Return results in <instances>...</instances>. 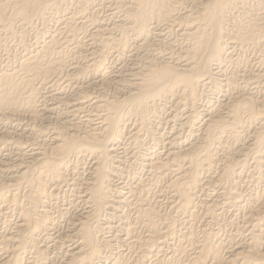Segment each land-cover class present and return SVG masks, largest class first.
Returning <instances> with one entry per match:
<instances>
[{
	"label": "bare ground",
	"instance_id": "6f19581e",
	"mask_svg": "<svg viewBox=\"0 0 264 264\" xmlns=\"http://www.w3.org/2000/svg\"><path fill=\"white\" fill-rule=\"evenodd\" d=\"M109 1L111 2L113 1V5L111 4V2H109L112 5V8H109V9L111 10L113 9V11L110 12L109 17L111 16L112 18L116 14L115 15L116 19L112 18L113 20H110L112 21L110 24L104 23V21L99 18L101 16H99L100 12H98V10L100 9L101 6L107 3V1H104V0H0V48L3 46V44L5 45L4 43L5 41L3 40V38L5 37L6 39L8 35L11 36L10 38L15 37V35H17L16 29L18 28L20 29L29 28V31H31L30 30L31 28H33L34 26L36 27L37 25L39 26L40 24L46 28L45 34H47L44 38L41 37L43 38L42 40L39 39L40 41L39 40L35 41L34 46L32 44L33 47L31 46L32 48H30V50H28L23 55L21 54L18 60L16 59L17 61L11 62V61H14L15 59L11 61L3 60L4 62L6 61L8 62L6 63V65H4L5 63L3 62L4 63L3 66L5 67H1L2 66L1 60L3 58L0 59L1 61L0 62L1 63L0 64L1 65L0 66V122L1 121L5 122L6 120H10V119L13 120L12 117L18 116L21 113H25L26 116L32 121V123L30 122L32 126V139H35V141L43 139V135L45 134L43 132L44 130H41V128L40 129L34 128V126L37 125V123L44 121V118H45L44 113H46L47 111L46 106L44 107L45 104H43L42 99H40L41 97L40 95H42L41 92L44 93V91H41L40 89H42V87L45 86V84H49V83L57 85V83H60V80H61V82L63 83V85L60 86L61 89H64L65 91L67 90L70 93L69 97L67 96L68 99L70 98L73 101L71 105L68 106L69 109L71 108L69 110L70 113L68 114L71 116V119H76L74 120L75 127L74 126L73 127L75 128L74 131L76 130L75 132H78V134L75 132L70 133L68 131L67 132L63 130L60 131L58 129L55 132L56 129L53 126L54 127L53 128L54 133H53L52 128L51 127H50L51 129L48 128L54 134L53 140H52L54 144L50 143L51 145L49 146L50 148L48 149L47 148L45 149V147L38 146L39 144L35 145L34 143L27 145V143H25L26 140H21L26 144V146H23V142L22 143H20L19 141L16 142L17 147L20 149V151H22L21 154L19 153L18 154L19 156H21L20 157L21 159L23 158L22 163H24L23 167H25V169L20 170V173L15 176H13L12 174L13 181L11 183L15 181L17 185L22 186V183L19 181L24 180L26 184L24 185V187H22V189L18 186L20 188V189L18 188L19 191H14L11 188L12 189L11 192L10 190L7 192H4L8 188L3 187L5 189L7 188L6 190L5 189L3 190L2 187H0V217L2 218L7 217L9 210H12L10 212L14 211L13 213H17L18 215L17 216L18 218L16 217L17 219L14 220V222H11V223L5 222L9 229H7L5 233L0 234V252H1L0 256L2 257L0 260V264H35L36 262H39V261L40 262L38 264L43 263L42 261L46 256L48 247H50L48 245L50 243L46 246L45 243L42 244L41 242H43V238H45L48 235L49 233L48 230L52 229V226H53L52 224L54 222L52 220L54 219L52 218V216L54 217V215H52L50 210H48L47 208L48 203H50L49 201L53 198V196H55V194L53 195L54 192L52 191L54 189L59 190L60 187L59 188H56V187H58L62 181L66 183V186L71 185L70 184L71 182L67 183L68 179L71 178V177L67 178L69 176V173H68L70 169L69 166L72 165L70 171L73 170V173L71 172V176H73L75 172V168H77L80 165L79 164L76 167V161L80 159L79 157L84 158L85 156L86 157L90 156L93 162H92V165L88 164V166L90 167L85 169V174H83L82 177L80 176L82 182L80 183L78 182V185L81 184V186L79 187V192H77V194L80 193L79 194L80 196L77 194L76 195L82 198L81 200H83V202L87 204V207L85 210H82L81 212L78 211L77 213L73 214L74 212H76L74 211L72 212L73 215L68 216V219H71L72 216L76 218L74 220L72 218L73 222H71V224L73 223L72 224L73 233L72 235H70L69 233L68 234L69 236H68L64 232L66 237L67 236L68 237L71 236V237L69 238V241H68L69 245L66 246L67 248L63 251V254L58 257L59 260L57 262L54 261L56 262V264H100V263L101 264H264V178L260 180L259 185L257 184V187H258L257 190L255 191L253 190L252 193H250L251 191L249 190H247L249 193L243 192L240 187L241 185H243L241 184V180H236L233 177L235 175L233 173H236L234 171L238 168H239L238 170L241 169L240 166L243 164V161H244L243 159L238 161V160H235V158L231 157V155L225 154L224 155L225 159L223 158L224 167L222 169V172L220 174H217V176L212 180L218 184L217 186L218 188L220 187L223 189V190L220 189L222 192L218 194V197L222 195L221 197H223L224 199L223 200L224 202L221 201L220 204L222 203V205L225 204L226 206H232V207L238 206L239 208H243L244 213L241 215L242 219H240L238 217L239 215H237L238 219L242 220L241 221L242 225L241 227L238 226L237 222H236L237 223L236 225L239 227L238 234L242 232L240 235H244V238L243 239L241 238V240L238 239L239 241H237L236 243L233 242L234 244L230 245L231 246L230 248L228 247V249H226L227 248L226 247L225 253L227 255L224 256L223 255L224 252L222 253V251H224L223 249L224 244H222V242L218 240V236L215 234L216 231L211 232L210 230H207L206 227L208 226V223L206 226H203L205 227V229L198 230L199 225L195 226V223L193 222V221H197L195 220L194 217L197 216V214L199 215L198 209H199L200 203L198 204V202L200 201V198H201V197L200 198L198 197L199 195L196 197V194H197L196 192L199 191L198 189H201L200 187L204 183L203 182L205 180L203 178L204 174L208 173L209 170H211L213 167H215L216 164H218L216 161L217 159L215 160V156L217 157V153L219 152V150L223 149L222 139L224 137L222 138V135L225 132L230 131L233 134L232 138L238 139L241 136L239 134L245 131L244 126L246 125H244L245 124L244 122H246L247 119L249 120L258 119L259 120L258 126L254 127L255 129L253 130V133L250 132L252 135L248 133L249 131L247 133L252 138L251 143H253L252 145L254 146L253 148H256V150L257 149L259 150L262 147H264V96L261 95L262 96L261 98L260 96L256 97L255 95H253L254 92L251 94L249 93L250 91L245 92V93L233 92V90H231L234 86L233 79L229 75H228L227 80L224 81L227 87V90L225 91L226 99L220 103L217 100L218 104L214 103L215 104L214 106L204 110L205 111L204 114L200 112L201 114H203V116L201 115L202 118L204 117L203 119H201L199 128L197 129V131L200 130V132L198 131L199 133L197 132V134L190 135L191 140L189 139L190 141L187 143L188 145H184V146L182 145L183 147L181 148H179L180 147L179 146L178 149L168 146L165 149L152 153L148 157L147 156L142 157V155L144 154L142 155L136 154V156L140 155V157H142L141 159H139L141 160L142 163L141 162L139 163L142 164V169L143 168L147 169L148 173H145V174L147 175L149 174V176H151L150 178L144 177V178H138L136 180L135 178L137 177L135 176H134L135 178L131 177L135 181H133L134 182L133 184L131 183L128 186L124 185L126 187L121 186L124 183L119 185L120 181H118L119 179L116 178L118 177V171L120 169V166H119L120 159L118 158L122 157L118 155L117 149L119 148L116 147V144L119 141V139L123 137V134L125 135L127 131L126 129L128 128L127 124L128 123L129 125L131 124L130 121H133L132 122L133 127H132V124L130 127V129L133 128L132 130L133 132L131 131L132 136L130 134V136L132 137L130 140L134 139L135 141L133 140L134 142L132 143L136 144L138 142V141L136 142V139L138 138V134H140V132H145L148 134L152 133L154 129L152 125H156L154 124V122L158 118V116H160L158 115V112H159L158 110H160L159 107L163 103L165 98L174 100V102L178 104V106L183 105V107L184 106L193 107L196 103V100H198V92L200 90L199 89L200 87L203 89L205 88L204 86L206 85L208 86V84L210 83L218 85L216 83H217L218 78L220 79V77L217 78L216 75L221 76L220 74L222 72H226L225 74L228 73L227 72L228 70L226 71L225 69L223 71L222 67L225 68L227 63H230V64L235 63L234 61L237 60L238 58L234 59L233 56L235 55V51L237 48L242 49L246 44L254 45V43H256L257 41L258 43L260 40L261 42L264 41V16H262L264 12L259 13L258 11L255 17L248 16L246 21L244 19V22L238 21V20H235V21L232 20L234 9L239 8V9H242L241 12H243L244 14L248 13L246 12L248 8L251 6V4L253 5V2L256 3L257 0H186V2L190 5L189 7H191L189 9V7L187 6L189 9L187 13H183L184 10L183 11L181 10L182 12L181 13L179 10L183 8V6H185L183 4V0H109ZM261 4L263 5V3ZM103 12L104 11H102V13ZM65 14L68 15L66 19L62 17V16H65ZM56 16L57 17L61 16L62 18L60 19L56 18L58 19L56 21L59 22V27L54 26V29H53V27L52 28L50 27L49 21L55 19ZM108 19L109 18H107V20ZM15 24H16V27L18 28H14ZM173 27L174 28L177 27L178 29L182 31V32H179V30L177 29L178 32L183 35L184 39L186 38L188 40L187 42L188 44H186L185 47L184 45H182L183 46L182 48L179 47L180 50L177 47L178 51H173L172 49L171 51L165 52L164 50V52L163 53L160 52V54H158L157 52L158 54L157 57L156 55H154L155 57L153 58H151L150 56H147L145 58L146 60H144V64H143L144 67H142L143 69L141 68V70H138L136 72L133 71L134 73H131V71L129 70L130 74H132L131 77L133 76V78L130 77L131 79H129L128 82L125 81V83L126 82L127 83L124 88L120 87L117 89V91L119 92V94L121 93V95L114 96L116 94H113V95L111 94V96L107 97V93L105 94L106 95L105 96L103 94V91L100 92L98 90L100 92L99 95L96 94L95 96L94 95L92 96L91 93L93 91L95 92V90L92 91V88H94V86L90 88L91 87L90 81L85 82V80L83 79L85 82V86H84L83 84L84 82L82 83V81L80 82L78 80L81 83L79 84V82L77 81L78 79L77 77L80 78L81 76H78L76 73L75 74L77 75V77H75V79L72 80V78L74 77H71V76L74 75L73 74L74 72H78V74L80 72L79 75L85 74L86 78L90 75L97 74L99 77V83H100L99 85L102 88H106L111 85L113 86L114 85L113 83H115V81L117 82L118 80L115 79L114 81V78L110 77L108 74L109 73V68H108L109 62L107 64L106 59L110 60L108 59L110 55L114 54L115 56H117V58L121 57V55L122 57L126 55L128 51V47H129L128 45L129 39H133L137 42L140 41V43L135 45V47L133 46L134 47L133 50L135 51V53H137L138 55L140 54V52L147 54V50H146V48H148L147 45L149 46V44L152 43L151 41L156 39V38L152 39V34L155 31H160L161 33L162 30L164 31V28L170 31L169 29ZM81 30H83L82 32H85L87 36V38L85 37L86 39L84 40H82L83 38L82 36H79ZM165 32L167 33V31ZM174 33H175V30H174ZM169 35L171 34L169 33ZM169 35H167L168 39H169ZM174 36H177V35H174ZM16 37L14 39H16ZM178 38L179 37H177L176 40ZM166 40L167 38L165 39V42ZM149 41L151 43H149ZM152 45H155V44L152 43ZM152 45L150 47H152ZM159 46L161 47V45H158L157 47ZM165 47L163 46V48ZM154 48L155 47L151 49L154 50ZM144 54L142 55L143 59L145 57ZM0 56H1V53H0ZM81 58L86 60L85 64L80 63ZM118 59H122V58H118ZM129 63H131V61ZM260 63H261V59H260ZM256 64H258V62ZM137 65L139 66L140 64H137ZM123 66L120 72L125 70ZM127 67L128 66H126V68ZM234 68H237V67H234ZM234 73L236 74L237 71ZM262 73L261 72L259 73L257 71V74L253 73V75H255V79H258L259 81L263 78ZM122 76L123 78H125L124 75ZM121 79H120V82H121ZM236 79L238 78L236 77ZM247 80L248 79H246V82ZM91 81H94V80H91ZM96 85H97V82H96ZM116 87H119V86H115L114 88ZM51 88H49V90ZM58 88H59V84H58ZM89 88L91 89V93H89L90 92ZM96 89H100V88H96ZM45 90L47 91L48 89H45ZM213 90L215 91V89ZM58 91L61 92L62 90H60L59 88ZM58 91H55V92H58ZM237 92H240V91H237ZM53 95L55 96V93ZM53 95H49V96L53 98ZM65 96L63 95V97ZM47 97L48 96H46L45 98ZM58 98L60 100L63 99L62 97H58ZM64 101H67V100L64 99ZM48 103H50L49 105H51V102H48ZM171 106L169 104V107ZM195 107H194L195 109L194 112L190 113L191 115L193 113L198 112V110H196ZM162 109H165V107ZM67 110L68 109H66V111ZM168 111L165 110V112H168ZM178 113L181 114L182 112L181 113L178 112ZM171 114L173 115V113ZM183 114L185 115V113ZM187 116L190 117V115H187ZM187 116L185 115V117ZM185 117L184 119H186ZM188 117H187V120L189 119ZM245 117L247 118L246 121H245ZM24 118L25 117H23V119ZM18 119H20V116ZM61 119L62 118H60L59 121ZM20 120L19 121L16 120V121L20 122ZM181 120L184 121L183 119ZM65 122H70V121L66 119ZM180 123L178 125H181ZM187 123H189V120ZM257 123L258 122H256V124ZM11 124L13 125L14 123H11ZM3 125L6 126V122ZM158 125L160 124L158 123ZM182 126L185 127L184 125ZM68 128L67 130H69ZM48 129L47 131H49ZM2 130H5V129H2ZM8 130H11V129H8ZM22 130H19V131H22ZM40 130L44 133L43 135ZM155 131H153V133ZM185 131H187V129ZM3 133L4 135L2 136H5L3 138L5 142V138L9 136L8 135L9 133H6V132H3ZM153 133H152V136L156 135ZM180 133H183V132H179V134ZM28 135L29 134H27V136ZM27 136L25 138L28 139ZM159 136L161 135L159 134ZM178 136L175 135V137H178ZM20 137L23 138L21 135L18 136L19 139ZM140 139L141 138H139V140ZM176 139L175 140L170 139L171 140L170 142L172 141L176 142ZM186 139H187V136H186ZM181 140L182 139H179V142ZM2 141L0 140L1 143ZM226 141L225 143H227ZM48 142L49 141H47V143ZM129 142L131 143V141ZM170 142L168 141V143ZM243 142H246V140ZM1 143H0V147H1ZM13 143L15 142L13 141ZM8 145H10V143ZM132 145L134 146V144ZM167 145H164V147ZM225 145L226 144H224V147ZM139 146L141 145L139 144ZM23 147H26V148H23ZM130 147L131 146H129L128 148L130 149ZM2 148H4L3 145H2ZM134 149L135 148H133L132 151H134ZM2 150L4 151V149ZM233 150H232V153H233ZM240 150H243V149H240ZM1 152L2 151L0 150V153ZM127 152L125 153V155L127 154ZM238 152L240 153V151ZM247 153H248V150H247ZM241 154L244 155L242 152ZM4 155L2 156L4 157ZM69 155L70 157L71 155L74 156L75 159L77 157L78 158L76 160L74 159L75 160L74 163H71L72 161L68 163L69 159L67 160V157ZM253 155L255 154L253 153ZM20 158L18 157L19 160ZM27 158L29 160H25ZM244 159H247V158L244 157ZM83 161H80V162H83ZM260 161L261 160L257 161L256 164L252 163L253 166L255 164L258 168H261V165L263 163L260 164L261 163ZM136 162H138V160ZM220 163L218 165H220ZM8 165L10 166V164ZM11 166H17V164L14 163V165H11ZM17 167L20 168V165H18ZM244 167H245V163H244ZM133 168L131 166L130 169L133 170ZM8 169H10V167ZM254 170H256V168H254ZM9 171H7V173ZM230 172H232L233 174L232 177L231 175H229ZM253 172H256V171H253ZM215 173H217V171ZM242 175L240 176L242 177ZM212 177L213 176H211L210 178ZM254 177L252 176V178ZM207 179H208V176L206 180ZM250 179H249V182H251ZM208 180L212 181L210 179ZM6 181H11V180L6 179ZM2 183H1L2 186H4V182ZM18 183H21V184H18ZM74 183L72 184L75 185ZM246 183L245 185L247 187ZM6 184H9V183H6ZM249 184L250 183H248V187H249ZM206 185H209V184H206ZM255 185L256 184H254V186ZM11 186L8 185V187H11ZM15 186H13L14 189H16ZM70 188H72V186ZM212 190L210 191L213 192ZM57 191L56 193H60ZM211 195H213V193ZM58 196L60 195L58 194ZM161 196L162 197L164 196V197L162 198ZM207 196L208 195L205 196V199H208L210 197V196L208 197ZM214 199H217V197L213 198V200ZM78 200L79 199L77 198V201ZM77 201H73L72 203L77 202ZM210 201L208 203L211 205V203L213 202L212 201L210 202ZM160 202L166 203L167 206L165 207H168L169 205V209L170 208L172 209L173 215L170 216V213H172V211L168 212L169 209L166 211L165 207L162 208L159 205ZM203 202L205 203L206 201H203ZM52 204L54 205V203ZM60 204L62 205L63 202ZM201 204L203 205V203ZM55 205L53 206L54 208H55ZM58 205L56 206L58 207ZM116 205L123 206V207L125 205L126 207H128V210L127 209L125 210V207L121 211L119 210L120 215L119 214L117 215V216H120V221L122 222L123 233L121 234L119 233L120 235H117L121 239L122 244L117 245L116 250L113 251L114 252L113 255L111 256L104 255L103 257L102 252H101L102 247H110L112 244L109 245V243L118 237H114L115 233H114V236L111 238L105 235L106 233L105 229L108 228V226L105 225L106 222L100 221L99 216L101 215L100 214L101 211H104L110 214L111 212L109 211H114L116 208H118V206L116 207ZM74 208L76 209V207ZM67 209H64V210H67ZM217 209H220V208H217ZM64 210L62 212L63 215L65 212ZM202 210H204V208ZM208 210H210V208ZM68 211L69 210L65 212L67 213V215H68ZM212 211L216 212L215 209ZM227 211L228 210L226 211L224 210V212H227ZM52 212H54L53 209H52ZM55 213H59V211L58 212L55 211ZM214 214H213V217H216L214 216ZM61 215L62 214L58 215L59 218ZM67 215L65 216L67 217ZM105 215L103 213L104 217ZM10 216L7 218L8 219L11 218ZM104 217H102V219ZM197 217H200V216H197ZM208 217L211 218L212 216L211 217L208 216ZM217 217L213 219L216 220ZM116 218L114 219L116 220ZM59 220H62V219H59ZM70 221H66V222H70ZM120 221H118V223ZM231 221L229 220V222ZM108 222H109V219H108ZM208 222L210 223V221ZM203 223L205 224V221ZM216 223L217 222H215V225ZM3 225L4 224H2V226ZM119 225L121 224H118V225L116 224V226L120 227ZM211 225H209V227ZM217 225H219V223ZM232 226L231 228L236 230V227L234 228ZM113 227H115V225ZM66 228H67V224H66ZM68 228H69V225H68ZM60 230L64 231V229L62 230V227ZM121 230H117V231L121 232ZM116 234H118V232ZM60 236L62 237V235ZM233 236L235 235L233 234L232 237ZM223 238H224V235H223ZM53 239H54V236H53ZM64 240H66V238ZM53 241L55 243V241H58V240H53ZM63 241H61V243ZM226 241L227 240L224 241L225 244H226ZM231 241L230 243L232 244ZM115 242H117V239ZM64 244L63 246H65ZM57 247H60V246H57ZM53 253H54V250H53ZM29 254L30 256L28 257ZM29 258L31 259L29 260ZM52 258L53 257H51L50 259ZM44 260H45V263H47L46 262L47 259H44ZM54 262L52 264H54Z\"/></svg>",
	"mask_w": 264,
	"mask_h": 264
},
{
	"label": "rangeland",
	"instance_id": "374dc122",
	"mask_svg": "<svg viewBox=\"0 0 264 264\" xmlns=\"http://www.w3.org/2000/svg\"><path fill=\"white\" fill-rule=\"evenodd\" d=\"M104 1H107V3L105 4V5H103V6H101L100 7V9L98 10V12H100L99 13V16H101V17H99L101 20H103L104 21V23H107V24H110L112 21H110V20H113V19H116V14L114 15V17H112L111 18V16L109 17V15H110V12L111 11H113V9L111 10V9H109V8H112V5H113V1L111 2V1H109V0H104ZM259 1V2H258ZM109 2H111V4L109 3ZM186 3V4H185ZM261 3H263V5L261 4ZM108 4V5H107ZM183 4L185 5V6H183V8H181V9H179L180 10V12H181V10L183 11V13H187V11L191 8V7H189L190 5L186 2V0H183ZM188 4V5H187ZM257 4V5H256ZM259 5V6H258ZM262 5V6H261ZM110 6V7H109ZM189 7V9H188V7ZM249 7V6H248ZM103 8V9H102ZM106 8V9H105ZM261 9V10H260ZM235 10V11H234ZM233 10V16H232V20H238V21H242V22H244V19H245V21L247 20V18H248V16H250V17H252V16H254L255 17V15L258 13V11H259V13H261V12H264V0H257V2L255 3V2H253V5L251 4V6L248 8V10L246 11V12H248V13H243V12H241L242 11V9H239V8H236V9H234ZM236 10H237V12H236ZM239 10H240V12H239ZM102 11H104L103 13H102ZM106 11V12H105ZM109 12V13H108ZM191 12V11H190ZM106 13V14H105ZM182 13V12H181ZM236 13V14H235ZM240 13V14H239ZM253 13V14H252ZM102 14V15H101ZM238 14V15H237ZM98 15V14H97ZM104 15H105V17H104ZM235 16H236V18H235ZM238 16V17H237ZM262 16H264V13L262 14ZM63 18H67L68 17V15L67 14H65V16H62ZM61 16L59 17H55V19H53V20H51V21H49L50 23H49V25H50V27L52 28L53 27V29H54V26H56V27H59V22H57L56 20H58V19H60V18H62ZM56 18H58V19H56ZM104 18V19H103ZM107 18H109L108 20H107ZM106 20V21H105ZM53 21V22H52ZM55 21V22H54ZM52 22V23H51ZM58 24H57V23ZM55 23H56V25H55ZM36 27H38V28H36ZM34 26L33 28H31L30 30L31 31H29V28L27 29V28H23V29H20V28H18V27H16V24H15V27L14 28H18V29H16V32H17V35H15V37H16V39H14L15 37H12V38H10L11 36H7V38L5 39V37L3 38V40L5 41L4 43H5V45L3 44V48L1 47L0 48V53H1V56H0V59H2L1 61H2V66L1 67H5V66H3V64L4 65H6V63L8 62V61H6V62H4L3 60H14V61H11V62H15V61H17L18 60V58L21 56V54L23 55L24 53H26L28 50H30V48H32L33 46H34V42L35 41H37V40H42L47 34H45L46 32H45V30H46V28L45 27H43L42 25H40L39 24V26L37 25V26ZM40 27V28H39ZM55 27V28H56ZM43 28V29H42ZM176 28V29H175ZM173 27V28H171V29H169L170 31H168V29H166V28H164V31L162 30V35H161V33H160V31H155L153 34H152V39H154V38H156V39H154V40H150L153 44H155V45H152V43L149 41V43H151V44H149V46L147 45V47L148 48H146V50H147V54H144L143 52H140V54L138 55L137 53H135V51L133 50L134 49V47H135V45H137V44H139L140 43V41H135V40H133V39H129L128 40V45H129V47H128V51H127V53H126V55H124L123 57H122V55H121V57H118V58H122V59H124V60H122V59H118L117 58V56H115L114 54V56L113 55H110L109 56V58L108 59H110V60H107L106 59V62H107V64H108V62H109V64H108V68H109V76L110 77H112V78H114V81H115V79L116 80H118L117 82L115 81V83H113L114 85L112 86H108V87H106V88H102L99 84V77H98V75L96 74V75H90V76H88L87 78H86V76H85V74L83 75L82 73V75H79L80 74V72H79V74H78V72H74L73 74L74 75H78V76H81L80 78L79 77H77V75L76 76H74V75H72L71 77H74V78H72V80H74L75 79V77H77L78 79H77V81L79 80L80 82L82 81V83L84 82V80H85V82H91L89 85L91 86H89L90 88H92L93 86H94V88H92V91L93 90H95V92L93 91L92 93H91V89L89 88V93H91V95L93 96H95L96 94L97 95H99V93L100 92H102L103 91V94L105 95L106 93H107V97H109V96H111V94L113 95V94H116V95H114V96H119V95H121V93L119 94V92L117 91V89L118 88H120V87H122V88H124L125 86H126V83L128 82V80L129 79H131V78H133V76L131 77V75L132 74H130V71H131V73H134V72H136V71H138V70H141V68L142 67H144V60H146L145 58L147 57V56H150L151 58H153V57H155L154 55H156V57H157V55L158 54H160V52H164V50H165V52L166 51H171L172 49H173V51H178L177 50V47H178V49L180 50V48H182L183 46L182 45H184V47L186 46V44H188L187 42H188V40L185 38L184 39V37H183V35L181 34V33H179V32H182L180 29H178L177 27ZM43 30V31H41V30ZM179 30V32H178V30ZM18 30V31H17ZM22 30V31H21ZM173 30V31H172ZM174 30H175V33H174ZM20 31V32H19ZM83 30H81V32H80V34H79V36H82L83 38H82V40H84V39H86L87 38V36H86V33L85 32H82ZM165 31H167V33L165 32ZM22 32V33H21ZM44 32V33H43ZM171 34V35H169V33ZM172 32V33H171ZM156 33V34H155ZM158 33H160V34H158ZM164 33V34H163ZM166 33V34H165ZM173 33H174V35H177V36H174L173 35ZM177 33V34H176ZM82 34V35H81ZM83 34H84V36H83ZM179 34V35H178ZM19 35V36H18ZM35 35V36H34ZM43 35V36H42ZM160 35V36H159ZM167 35H169V39H168V36ZM173 35V36H172ZM181 35V36H180ZM154 36V37H153ZM172 36V37H171ZM28 37V38H27ZM41 37H43V38H41ZM86 37V38H85ZM177 37H179L177 40H176V38ZM182 37V38H181ZM30 38V39H29ZM167 38V40H166V42H165V39ZM175 38V39H174ZM162 39H164V40H162ZM179 39H180V41H179ZM8 40V41H7ZM25 40V41H24ZM39 40V41H40ZM132 40V41H131ZM161 40V41H160ZM172 40H174V41H172ZM176 40V41H175ZM184 40V41H183ZM177 41H179V42H177ZM21 42H22V44H21ZM25 42V43H24ZM28 42V43H27ZM155 42V43H154ZM159 42V43H158ZM162 44H161V43ZM17 43V44H16ZM169 43V44H168ZM176 44V45H174V44ZM180 44V46H179V44ZM182 43V44H181ZM261 43V44H260ZM7 44V45H6ZM11 44V45H10ZM32 44H33V46H32ZM167 44V45H166ZM152 45V47H150ZM158 45H161V47L159 48V47H157ZM20 46V47H19ZM32 46V47H31ZM134 46V47H133ZM163 46L165 47V46H167V47H165V48H163ZM247 48H246V47ZM242 49L241 48H237L236 49V51H235V55L233 56L234 57V59H237V60H235L234 62L235 63H232V64H230V63H227L226 64V66H225V68L224 67H222V69H223V71L226 69V71L228 72L227 74H225L226 72H222L220 75L221 76H219V75H216V77L218 78V77H220V79L218 78V80H217V83L216 84H218V85H215V84H212V83H210V84H208V86L206 85V86H204L205 88H199L200 90H199V92H198V100H199V102H198V100H196V103H195V105L192 107V106H184L183 107V105L181 106V105H179L178 106V104H176L175 102H174V100H172V99H166L165 98V100L163 101V103L160 105V110H158L159 112H158V115H160V116H158V118L155 120V122H154V124H156V125H152V127L154 128L153 129V131H155V130H157V131H155L154 133H153V131H152V133L153 134H156V135H153L152 136V133L151 132H149V133H151V134H148V133H145V132H140V134H138V140L136 139V144L135 143H132V142H134L133 140H130L132 137V133H131V131L133 130V128L132 129H130V127H131V124H132V127H133V121H130L131 122V124L129 125V123L127 124V131H126V133H125V135L123 134V137H121L120 139H119V141L117 142V144H116V147L117 148H119V149H117L118 151V155L119 156H122V157H120V158H118V159H120V162H119V166H120V169H119V171H118V177H116V178H118L119 180L118 181H120V183H119V185H121L122 183H124V184H122L121 186H124V185H126V186H128L129 184H133L134 182L133 181H135L134 179H132V178H135V177H137V178H135L136 180L138 179V178H144V177H148V178H150L151 176H149V174L147 175V174H145V173H148L147 172V169L146 168H143L142 169V162H141V160H139V159H141L142 157H148V156H150L152 153H154V152H156V151H160V150H162V149H165V148H167L168 146H171L172 148H175V149H178V147L179 148H181V147H183L184 145H188L187 143L191 140V134H197V132L199 131L200 132V130H198L197 131V129L199 128V125H200V122H201V119H203L202 118V116H203V114L205 113V111L204 110H206V109H208V108H210V107H212V106H214L215 104H218V102L220 103V102H223L225 99H226V96H225V91L227 90V87H226V85H225V82L224 81H226L227 80V78H228V75L230 76V77H232V79H233V88H235V89H231V90H233V92H236V93H245V92H249V93H253V95H255L256 97H258V96H260V98L262 97V96H264V85H263V83L264 82H262V81H264V41L263 42H261V40L259 41V43H258V41L256 42V43H254V45H252V44H246ZM262 46V47H261ZM28 47H29V49H28ZM97 47H99V46H97ZM133 47V48H132ZM153 47H155L154 48V50H155V52H154V50L153 49H151V48H153ZM169 47H171V48H169ZM180 47V48H179ZM27 48V49H26ZM132 48V49H131ZM150 48V49H149ZM162 48V49H161ZM174 48H176V49H174ZM245 48V49H244ZM262 48V49H261ZM26 51H25V50ZM240 49V50H239ZM245 51H244V50ZM253 49V50H252ZM14 50H16V51H14ZM261 50V51H260ZM25 51V52H24ZM136 54H134L133 52ZM238 51V52H237ZM258 51V52H257ZM263 51V52H262ZM20 52V53H19ZM130 52V53H129ZM131 52H132V54H131ZM152 52H153V54H152ZM157 52H158V54H157ZM240 52V53H239ZM161 53V54H162ZM263 53V54H262ZM20 54V55H19ZM134 54V55H133ZM145 55V57H144V59H143V56L142 55ZM148 54H150V55H148ZM258 54V55H257ZM14 55H15V57H14ZM19 55V56H18ZM129 55V56H128ZM133 57H132V56ZM153 55V56H152ZM4 56V57H3ZM7 56V57H6ZM13 56V57H12ZM113 56V57H112ZM131 56V57H130ZM138 58H137V57ZM140 56H141V58H140ZM238 56V57H237ZM116 57V58H115ZM129 57V58H128ZM262 57V58H261ZM5 58V59H4ZM7 58H9V59H7ZM13 58V59H12ZM126 58H127V60H126ZM131 58V59H130ZM133 58V59H132ZM137 58V59H136ZM140 58V59H139ZM261 59V63H260V59ZM17 59V60H16ZM82 59V58H81ZM80 59V63L81 64H85L86 63V60L85 59H82L81 60ZM115 59V60H114ZM258 61H257V60ZM136 62H134V61ZM256 60V61H255ZM0 61V62H1ZM82 61V62H81ZM117 61H119V62H117ZM123 61H124V63H123ZM131 61V63H129ZM177 61V60H176ZM4 62V63H3ZM115 62V63H114ZM117 62V63H116ZM133 62V63H132ZM140 62V63H139ZM141 62H143V63H141ZM253 62V63H252ZM255 62V63H254ZM258 62V64H256ZM263 62V63H262ZM135 63V64H134ZM262 65H260V64ZM129 64V65H128ZM137 64H140L139 66L137 65ZM240 64V65H239ZM247 64V65H246ZM113 65V66H112ZM120 65V66H119ZM124 65V66H123ZM229 65V66H228ZM115 66V67H114ZM122 66L125 68V70L124 69H122V70H124V71H121L120 72V70H121V68H122ZM126 66H128L127 68H126ZM129 66H131V67H129ZM135 66V67H134ZM237 67V68H234V67ZM241 66V67H240ZM251 66V67H250ZM256 66H257V68H256ZM112 67V68H111ZM138 67V68H137ZM259 67V68H258ZM261 67V68H260ZM110 68H111V70H110ZM130 68V69H129ZM239 68V69H238ZM251 68V69H250ZM143 69V68H142ZM243 69V70H242ZM254 71H253V70ZM130 70V71H129ZM233 70V71H232ZM237 71V73L235 74L234 72H236ZM252 70V71H251ZM261 70V71H260ZM113 71H115V72H113ZM134 71V72H133ZM245 71V72H244ZM257 71L260 73H262V71H263V73H262V81L261 80H259L258 81V79H255V75H253V73L255 74H257ZM120 72V73H119ZM231 74H230V73ZM244 72V73H243ZM76 73V74H75ZM117 73V74H116ZM124 73V74H123ZM127 73V74H126ZM129 73V74H128ZM251 73V74H250ZM120 74H122V75H124V77L125 78H123V76L122 75H120ZM244 74V75H243ZM129 75V76H128ZM223 75H225V76H223ZM238 75V76H237ZM94 76H96V77H94ZM114 76V77H113ZM117 76V77H116ZM118 76H120V77H118ZM127 76V77H126ZM252 76V77H251ZM254 76V77H253ZM69 77H70V75H69ZM85 77V78H84ZM93 77V78H92ZM121 77H122V79H121ZM131 77V78H130ZM225 79H224V78ZM233 77H235V78H233ZM236 77L238 78V79H236ZM242 77V78H241ZM251 77V78H250ZM89 78H90V80H89ZM92 78V79H91ZM82 79V80H81ZM84 79V80H83ZM98 81H97V80ZM120 79H121V82H120ZM124 79V80H123ZM224 79V80H223ZM246 79H248L247 80V82H246ZM251 79H252V81H251ZM88 80V81H87ZM91 80H94V81H91ZM78 81V82H79ZM124 81V82H123ZM125 81H127L126 83H125ZM219 81V82H218ZM249 81V82H248ZM254 81H256V82H254ZM79 82V84H81ZM85 82L83 83L84 84V86H85ZM93 82V83H92ZM96 82H97V85H96ZM241 82V83H240ZM244 82V83H243ZM251 82H252V84H251ZM120 83H122V84H120ZM125 83V84H124ZM237 85H236V84ZM248 83V84H247ZM260 83H262V84H260ZM51 83H49V84H45V86H46V88H45V86H43L42 87V89H40L41 91H44V93L43 92H41V94L42 95H40L41 97H40V99H42V103L43 104H45L44 105V107L46 106V108H47V111H46V113H44V121L43 122H39V123H37V125H35L34 126V128L35 129H40L41 128V130H44L43 132L45 133H43L41 130V132H42V135H43V139H41V140H36V141H38V142H36L35 141V139H32V126H31V124H30V122L32 123V121L26 116V114L25 113H21V114H19L18 116H15V117H12V119L14 120H6L5 122H6V126L5 125H3V124H5V122H0V125H1V127H0V131H2V132H0V140L2 141V143H1V147H0V150L2 151L1 153H0V169L2 170H0V181H2V182H4V186H2V182H0V187H2V189L4 190L5 188H3V187H7L5 190L6 191H4V192H7V191H9L10 190V192H11V190L13 189L14 191H19L18 190V188L20 187L21 189H22V187H24V185L26 184L25 182H24V180H22V181H19V182H21L22 183V186H20V185H17V183H15V181L13 182V183H11L13 180V177H12V174H13V176H15V175H17V174H19L20 173V170H23V169H25V167H23V165H24V163H22V160H23V158L21 159L20 157L21 156H19V154H21L22 153V151H20V149L17 147V143L16 142H20V143H22L23 141H21V140H26L25 141V143H27V145H30L31 143L33 144H39L38 146H41V147H45V149L47 148H50L49 146L51 145V144H54L53 143V136H54V131H53V128L55 127V132L57 131V129L58 130H63V131H68V132H70V133H73V132H75L74 131V120H76V119H71V116L68 114V113H70L69 112V110L71 109H69L68 108V106H70L71 105V103L73 102L70 98V100L68 99V97H69V92L66 90H64V89H61V85H63V83L61 82V80H60V83H57V85L55 86L54 84H51ZM58 84H59V88H60V90H62L61 92H59L58 90H59V88H58ZM82 84V85H83ZM118 84V85H117ZM224 84V85H223ZM254 84V85H253ZM257 84H259V85H257ZM212 85V86H211ZM248 85V86H247ZM49 86H51V87H49ZM53 86H54V88H53ZM96 86H98V87H96ZM115 86H119V87H116V88H114ZM213 86H215V87H213ZM218 86V87H217ZM223 86V87H222ZM236 86V87H235ZM225 87V88H224ZM252 87V88H251ZM49 88H51L50 90H49ZM96 88H100V89H96ZM108 88V89H107ZM114 88V89H113ZM208 88V89H207ZM218 88V89H217ZM221 88H222V90H221ZM251 88V89H250ZM45 89H48L47 91L45 90ZM53 89V90H52ZM106 89V90H105ZM204 90V91H202V90ZM213 89H215V91L213 90ZM217 89V90H216ZM223 89H225V90H223ZM229 89V88H228ZM249 89V90H248ZM100 92H99V91ZM108 90V91H107ZM114 90V91H113ZM117 92H116V91ZM220 90V91H219ZM246 90V91H245ZM252 90H254V91H252ZM54 91V92H53ZM55 91H58V92H55ZM98 91V92H97ZM107 91V92H106ZM214 91V92H213ZM237 91H240V92H237ZM53 92V93H52ZM66 92V93H65ZM113 92V93H112ZM51 93V94H50ZM55 93V96L53 95ZM63 93V94H62ZM93 93H95V94H93ZM200 93V94H199ZM222 93V94H221ZM44 94V95H43ZM47 94V95H46ZM260 94V95H259ZM49 95H53V98L51 97V96H49ZM56 95H57V97H56ZM63 95L67 98H65V97H63ZM262 95V96H261ZM46 96H48L47 98H45ZM68 96V97H67ZM106 96V95H105ZM219 96V97H218ZM225 96V97H224ZM43 97V98H42ZM50 97V98H49ZM58 97H62L63 99V102H62V100H60ZM113 97V96H112ZM200 97V98H199ZM218 99H217V98ZM45 98V99H44ZM53 99V101H52V99ZM220 98V99H219ZM59 101H58V100ZM64 99L65 100H67V101H64ZM47 100V101H46ZM50 100V101H49ZM57 100V101H56ZM201 100V101H200ZM210 100V101H209ZM217 100H218V102H217ZM222 100V101H221ZM56 101V102H55ZM168 101V102H167ZM207 101V102H206ZM48 102H51V105H49L50 103H48ZM171 102V103H170ZM205 102H206V104H205ZM217 102V103H216ZM47 103H48V105H47ZM60 103V104H59ZM66 103V104H65ZM172 103H173V105H172ZM175 103V104H174ZM201 103V104H200ZM208 103V104H207ZM215 103V104H214ZM54 104V105H53ZM60 105V107H59V105ZM164 104H166V105H164ZM169 104H170V106L171 107H169ZM198 104V105H197ZM57 105V106H56ZM53 106H55V107H53ZM167 106V107H166ZM196 106V107H195ZM203 106V107H202ZM51 107V108H50ZM58 107V108H57ZM65 107H67V108H65ZM165 107V109H162V108H164ZM175 107H177V108H175ZM189 109H188V108ZM192 107V108H191ZM194 107L196 108V110H198V112H196V113H193L192 115H194V116H192L190 113H192V112H194ZM199 107V108H198ZM53 108H54V110H53ZM60 108V109H59ZM173 108V109H172ZM181 108V109H180ZM183 108V109H182ZM205 108V109H204ZM51 109V110H50ZM58 109V110H57ZM64 109V110H63ZM66 109H68L67 111H66ZM174 109H176L178 112H182L181 114H179L176 110H174ZM60 110H62V111H60ZM165 110H169L168 112H165ZM180 110V111H179ZM51 111V112H50ZM164 111V112H163ZM171 111V112H170ZM186 111V112H185ZM53 112V113H52ZM55 112V113H54ZM59 112V113H58ZM63 114H62V113ZM170 112V113H169ZM177 112V113H176ZM188 112V113H187ZM203 113V114H201V113ZM57 113V114H56ZM160 113V114H159ZM168 113V114H167ZM171 113H173V115L176 117H174ZM176 113V114H175ZM183 113H185V115L187 116V115H190V117L193 119H191L190 117H188L189 119V123H187L188 122V120H187V117H185V115L183 114ZM46 114H48V115H46ZM79 114H81V113H79ZM162 114V115H161ZM165 114V115H164ZM51 115H52V117H51ZM58 115V116H57ZM64 115V116H63ZM168 115V116H167ZM170 115V116H169ZM172 115V116H171ZM179 115V116H178ZM198 115V116H197ZM202 115V116H201ZM19 116H20V119H18L19 118ZM25 117L24 119H23V117ZM48 116V117H47ZM79 116V115H78ZM165 116V117H164ZM197 116V117H196ZM18 117V118H17ZM48 119H47V118ZM57 117V118H56ZM65 117V118H64ZM69 117V118H68ZM162 117V118H161ZM169 117V118H168ZM182 117V118H181ZM184 117L186 118V119H184ZM51 120H50V119ZM54 118H56V119H54ZM60 118H62L60 121H59V119ZM160 118V119H159ZM167 120H166V119ZM198 118V119H197ZM200 118V119H199ZM27 119H29V120H27ZM46 119V120H45ZM58 119V120H57ZM65 119V120H64ZM66 119L68 120V121H70V122H65L66 121ZM172 119H174V120H171ZM178 119V120H177ZM181 119H183L184 121H182ZM246 117H245V121H246ZM16 120H20V122H18V121H16ZM64 120V121H63ZM72 120V121H71ZM162 120V121H161ZM197 120V121H196ZM8 121V122H7ZM11 121V122H10ZM13 121V122H12ZM48 121H50V122H48ZM61 121H62V123L64 124H62L61 123ZM187 121V122H186ZM16 122H17V124H16ZM21 122H22V124H21ZM71 122H73V123H71ZM166 122H167V124H166ZM173 122V123H172ZM181 124V125H178L179 123ZM191 122V123H190ZM248 122V123H247ZM256 122H258L257 124H256ZM3 123V124H2ZM11 123H14L13 125L11 124ZM25 125H24V124ZM69 123H71V124H68ZM158 123L160 124V125H158ZM168 123H169V125H168ZM172 123V124H171ZM176 123V124H175ZM184 123V124H183ZM186 123H187V125H186ZM245 124L244 125H246V126H244V132H242L241 134H239V135H241L238 139L236 138H232L233 136V134L229 131H227V132H225L223 135H222V148L223 149H221V150H219V152L217 153V157L215 156V160L217 161V163L219 164L220 162V165H218V164H216L215 165V167H213L211 170H209V174L208 173H205V174H207V175H205L204 174V183L201 185V189H198L199 191V193L198 192H196L197 194H196V197L198 196L199 198H200V201L198 202V204L200 203H203V205L201 204H199V209H200V211H199V209H198V213H199V215L197 214V216H200V217H197V216H195L194 218H195V220H197V221H193L194 223H195V226L196 225H199L198 226V230H200V229H205V227H203V226H206L207 225V223H208V228L206 227V229L207 230H210L211 232H215L216 231V235L218 236V240H220L221 242H222V244H224V246H223V249H224V251H222V253L224 252H226V249H228V247L230 248L231 246L230 245H233L234 243H236L237 241H239V240H241V238L243 239L244 238V235H240V234H238L239 232H238V226H240L241 227V221L242 220H240V219H242V214L244 213V211H243V208H239L238 206H226L224 203V205H222V203L220 204V202L222 201V202H224L223 200V197H221L222 195H220L219 197H218V194L220 193V192H222L220 189H222V188H218L217 186H218V184L215 182V181H213L212 179H214L216 176H217V174H220L221 172H222V169H223V167H224V163H223V161H224V155L225 154H227V155H231V157H233V158H235V160H244L243 161V166L241 165L240 166V170H238V169H236L234 172H236V173H233V174H235L234 176H233V174H232V172H230L229 173V175H231V177L233 176L234 177V179H236V180H241V184H243V185H241L240 187H241V189H242V191L243 192H246V193H249L247 190H249V191H251L250 193H252L253 192V190L255 191V190H257L258 189V187H257V184L259 185V182H260V180H262L263 178H264V147H262L261 149H257L256 150V148H253L254 146H252L253 145V143H251V141H252V138H251V136L250 135H252L251 133H253V130L255 129L254 127H256V126H258V124H259V120L258 119H255V120H252V119H247V121L246 122H244ZM255 123V124H254ZM16 124V125H15ZM30 124V125H29ZM46 126H44V125ZM170 124H171V126H170ZM189 124V125H188ZM20 125V126H19ZM29 125V126H28ZM39 125V126H38ZM43 125V126H42ZM51 125V126H50ZM67 125V126H66ZM166 125H167V127H166ZM182 125H184L185 127H183ZM198 125V126H197ZM3 126V127H2ZM8 126H10V127H8ZM11 126H12V128H11ZM28 126V127H27ZM49 126V127H48ZM54 126V127H53ZM68 126H69V128H68ZM72 126V127H71ZM74 126V127H73ZM154 126H156V127H154ZM158 126V127H157ZM169 126V127H168ZM175 128H174V127ZM194 126V127H193ZM252 126V127H251ZM24 127H25V129H24ZM30 127V128H29ZM52 128V131H53V133H52V131L51 130H49V129H51ZM59 127V128H58ZM61 127H63V128H61ZM178 127H180V128H178ZM190 127H191V129H190ZM21 128V129H20ZM29 128V129H28ZM49 128V129H48ZM67 128L70 130H67ZM71 128V129H70ZM163 128V129H162ZM175 130H174V129ZM178 128V129H177ZM184 128V129H183ZM2 129H5V130H2ZM8 129H11V130H8ZM23 129V130H22ZM47 129L49 130V131H47ZM130 129V130H129ZM152 129V128H151ZM170 129H171V131H170ZM187 129V131H185ZM13 130V131H12ZM19 130H22V131H19ZM26 130V131H25ZM28 130V131H27ZM29 130H30V132H29ZM189 130V131H188ZM193 130V131H192ZM252 130V131H251ZM7 131H9V132H7ZM169 131V132H168ZM192 131V132H191ZM249 131V132H248ZM3 132H6V133H9L8 135L9 136H7V138H5V142H4V137L5 136H2V135H4V133ZM12 132H14V133H12ZM18 132V133H17ZM20 132H21V134H20ZM29 132V133H28ZM46 132H47V134H46ZM52 134H51V133ZM133 132V131H132ZM161 135V136H159V134ZM172 132V133H171ZM179 132H183V133H180L179 134ZM191 132V133H190ZM196 132V133H195ZM198 132V133H199ZM246 132V133H245ZM250 134H248V133ZM251 132V133H250ZM23 133V134H22ZM31 133V134H30ZM50 133V134H49ZM75 133H77L78 134V132H75ZM143 133H144V135H143ZM177 133V134H176ZM190 133V134H189ZM245 133V134H244ZM27 134H29L28 136H27ZM130 134H131V136H130ZM148 134V135H147ZM170 134V135H169ZM172 134V135H171ZM183 134V135H182ZM184 134H186V135H184ZM226 134H227V136H226ZM248 134V135H247ZM22 136L23 138H21L20 137V139L18 138V136ZM31 135V136H30ZM46 135V136H45ZM126 135H128V136H126ZM175 135H179L178 137H175ZM189 135V136H188ZM247 135V136H246ZM2 136V137H1ZM10 136H12V137H10ZM28 137V139L27 138H25V137ZM48 136V137H47ZM50 136H52V137H50ZM151 136V137H150ZM158 136V137H157ZM164 136V137H163ZM169 136H171V137H169ZM181 136V137H180ZM186 136H187V139H186ZM10 137V138H9ZM129 137V138H128ZM144 137V138H143ZM156 137V138H155ZM160 137V138H159ZM182 137H184V138H182ZM189 137V138H188ZM226 137V138H225ZM253 137V136H252ZM2 138V139H1ZM45 138V139H44ZM47 138V139H46ZM139 138H141L140 140H139ZM153 138V139H152ZM167 138V139H166ZM177 138V139H176ZM229 138V139H228ZM249 138V139H248ZM10 139V140H9ZM14 139V140H13ZM16 139H17V141H16ZM19 139V140H18ZM31 139V140H30ZM50 139V140H49ZM126 139V140H125ZM164 139V140H163ZM169 139V140H168ZM175 140L176 139V142H174V141H172V142H170L171 140ZM179 139H182L180 142H182V143H180L179 142ZM190 139V140H189ZM227 141H226V140ZM31 142H30V141ZM141 140H143V141H141ZM154 142H153V141ZM157 140V141H156ZM246 140V142H243V141H245ZM10 141V142H9ZM11 141H12V143H11ZM13 141L15 142V143H13ZM47 141H49L48 143H47ZM129 141H131V143L129 142ZM156 141V142H155ZM168 141L170 142V143H168ZM179 143H178V142ZM185 141V142H184ZM187 141V142H186ZM225 141L227 142V143H225ZM238 141V142H237ZM8 142V143H7ZM36 142V143H35ZM43 142V143H42ZM123 142V143H122ZM140 142V143H139ZM240 142V143H239ZM249 142V143H248ZM10 143V145H8ZM24 142H23V146H26V144H25ZM51 143V144H50ZM121 143V144H120ZM129 143V144H128ZM155 145H154V144ZM161 143H163V144H161ZM166 143V144H165ZM172 143V144H171ZM173 143H175V144H173ZM176 143H178V144H176ZM184 143V144H183ZM7 144V145H6ZM41 144V145H40ZM47 144V145H46ZM49 144V145H48ZM132 144H134V146L132 145ZM139 144L141 145V146H139ZM168 144V145H167ZM224 144H226L225 145V147H224ZM237 144V145H236ZM2 145H3V147L4 148H2ZM6 145V146H5ZM15 145V146H14ZM45 145V146H44ZM138 145V146H137ZM149 145V146H148ZM164 145H167V146H165L164 147ZM183 145V146H182ZM236 147H235V146ZM244 146V148H243V146ZM248 145V146H247ZM13 146V147H12ZM120 146V147H119ZM122 146V147H121ZM129 146H131L130 147V149L128 148ZM148 146V147H147ZM163 146V147H162ZM233 146V147H232ZM247 147V149H246V147ZM6 147V148H5ZM37 147V146H36ZM138 147V148H137ZM154 147V148H153ZM235 147V148H234ZM240 147H242V148H240ZM249 147V148H248ZM252 149H254V150H252ZM23 148H26V147H23ZM125 148H126V150H125ZM133 148H135L134 149V151H132L133 150ZM140 148V149H139ZM145 148V149H144ZM2 149H4V151L2 150ZM6 149V150H5ZM16 149H18V150H16ZM121 149V150H120ZM138 149V150H137ZM233 149H235V150H233ZM237 149H239V150H237ZM240 149H243V150H240ZM16 152H15V151ZM120 150V151H119ZM153 150V151H152ZM224 150V151H223ZM225 150H227V151H225ZM232 150H233V153H232ZM236 150H237V152H236ZM247 150H248V153H247ZM18 151V152H17ZM128 151V152H127ZM130 151V152H129ZM137 151V152H136ZM140 151V152H139ZM151 151V152H150ZM231 151V152H230ZM238 151H240V153L238 152ZM250 151H251V153H250ZM253 151H255V152H253ZM123 152H124V154H123ZM127 152V154L128 155H130V156H128L127 154L125 155V153ZM134 152H135V154H134ZM139 152V153H138ZM227 152V153H226ZM235 152V153H234ZM241 152L244 154V155H242L241 154ZM255 154V155H253V153ZM6 153V154H5ZM14 153V154H13ZM19 153V154H18ZM120 153V154H119ZM229 153V154H228ZM231 153V154H230ZM238 153V154H237ZM5 154V155H4ZM9 154V155H8ZM134 154V155H133ZM136 154H144V155H142V157H140V155H137L136 156ZM250 156H249V155ZM261 155V156H259V155ZM2 155H4V157L2 156ZM8 155V156H7ZM233 155V156H232ZM237 155V156H236ZM2 156V157H1ZM6 156V157H5ZM220 156H222V157H219ZM242 158H241V157ZM247 156V157H246ZM251 156H252V158H254V159H252L251 158ZM254 156V157H253ZM256 156V157H255ZM18 157L20 158V160L18 159ZM126 157V158H125ZM127 157H128V159H127ZM134 159H133V158ZM137 157V158H136ZM237 157H239V158H237ZM244 157L245 158H247V159H244ZM258 157V158H257ZM262 157V158H261ZM14 158V159H13ZM78 158V157H77ZM76 158V159H77ZM80 159L79 160H77L76 161V167L77 168H75V172H76V174H75V172H74V174L77 176H75L74 174H73V176H71V172L73 173V170L72 171H70L71 170V167H72V165H70L69 166V176L67 177V178H69V177H71L70 179H68V182L67 183H70L71 185H67L66 186V183L64 182V181H62V182H64V183H60L59 184V186L58 187H56V188H59L60 187V191L58 190H56V189H54L52 192H54L53 193V195L55 194V196H57V197H55V196H53V198H52V196H51V200L49 201L50 203H48V210H50V212H51V214L52 215H54V217L52 216V218H54V219H52L53 221V226H52V231L49 229L48 230V235L45 237V238H43V242H41L42 244L43 243H45L46 244V246L48 245V246H50V247H48V251H47V253H46V256H45V258L44 259H47L46 260V262L48 263V264H52L54 261H58L59 260V256L60 255H62L63 254V251L67 248L66 246H68L69 245V238L71 237H68L69 235V233H70V235H72V233H73V223L71 224V222H73L72 221V218H73V220L74 219H76V218H74L73 216H72V218L71 219H68V216L70 215H73V214H75V213H77L78 211L79 212H81L82 210H85L86 209V207H87V204H85L84 202H83V200H81L82 198L81 197H79L80 195V193H78L77 194V192H79V187L81 186V184H79L78 185V182L80 183V182H82L81 181V177L83 176V174H85V169H87L88 167H90V166H88V164H90V165H92V162H93V160H91L92 158L90 157V156H85L84 158L83 157H79ZM83 158V159H82ZM88 158V159H87ZM124 158V159H123ZM131 158V159H130ZM220 160H219V159ZM224 158V159H223ZM241 158V159H240ZM69 159V160H68ZM71 159V160H70ZM75 158H74V156H72L71 155V157H70V155L67 157V160H68V163H70L71 161V163H74V161L76 160H74ZM82 159V160H81ZM138 160V162H136L137 160ZM250 159V160H249ZM257 159H259V160H261L260 162V164H262L261 165V168H258L255 164H256V162L257 161H259V160H257ZM3 160V161H2ZM10 160V161H9ZM25 160H29L28 158L27 159H25ZM84 160V161H83ZM89 160V161H88ZM257 160V161H256ZM78 161H79V163H78ZM80 161H83V162H80ZM87 161V162H86ZM4 162H6V163H4ZM85 162V163H84ZM125 162V163H124ZM135 162V163H134ZM139 162H141V163H139ZM3 163V164H2ZM14 163L15 164H17V166L18 165H20V168L19 167H17V166H11V165H14ZM21 163V164H20ZM81 163H83V164H81ZM128 163H129V165H128ZM130 163H131V165H130ZM133 163V164H132ZM223 163V164H222ZM244 163H245V167H244ZM252 163H255L254 164V166H253V164ZM259 163V162H258ZM8 164H10V166L8 165ZM135 164V165H134ZM141 164V165H140ZM26 165V164H25ZM223 165V166H222ZM250 165V166H249ZM8 166V167H7ZM23 168H22V167ZM84 166V167H83ZM131 166H132V168H133V166H134V168H133V170L132 169H130L131 168ZM248 166H249V168H248ZM5 167H7V168H5ZM10 167V169H8ZM82 167V168H81ZM128 167V168H127ZM220 167H222V168H220ZM243 167V168H242ZM14 168V169H13ZM84 168V169H83ZM218 168V169H217ZM254 168H256V170H254ZM6 169V170H5ZM17 169V170H16ZM217 171V173H215L216 171ZM244 170V172H243V170ZM252 169V170H251ZM4 170V171H3ZM11 170H13V171H10ZM18 170H19V172H18ZM7 171H9L8 173H7ZM81 171V172H80ZM128 171H130V172H128ZM132 171H133V173H132ZM215 171V172H214ZM250 171H251V173H250ZM253 171H256V172H253ZM80 172V173H79ZM214 173V174H212V173ZM241 172H243V173H241ZM246 172V173H245ZM11 173V174H10ZM131 173V174H130ZM142 175H141V174ZM239 175H238V174ZM81 174V175H80ZM120 174V175H119ZM139 174V175H138ZM216 174V175H215ZM243 174V175H242ZM245 174V175H244ZM253 174V175H252ZM131 175V176H130ZM145 175V176H144ZM236 175H238V176H236ZM240 175H242V177L240 176ZM254 177V178H252V176ZM10 176V177H9ZM81 176V177H80ZM135 176V177H134ZM141 176V177H140ZM207 176H208V179H210V180H212V181H209L208 179L206 180V178H207ZM211 176H213L212 178H210ZM245 176V177H244ZM74 179H73V178ZM79 177V178H78ZM120 177V178H119ZM132 177V178H131ZM240 177H241V179H240ZM9 178V179H8ZM251 178V179H250ZM6 179L7 180H11V181H6ZM72 179V180H71ZM130 179V180H129ZM249 179H250V181L251 182H249ZM255 179V180H254ZM71 180V181H70ZM78 180V181H77ZM246 182H248V183H250V184H252V185H250L249 184V187H248V183H246ZM248 180V181H247ZM258 182H257V181ZM122 181V182H121ZM129 181V182H128ZM208 181V182H207ZM256 181V182H255ZM9 183V184H6V183ZM18 182V181H17ZM52 182V181H51ZM74 182H76V183H74ZM126 182V183H125ZM214 184H213V183ZM243 182V183H242ZM247 184V187H246V185H245V183ZM255 182V183H254ZM21 183H18V184H21ZM72 183H74L75 185H73ZM164 183V182H163ZM63 184V185H62ZM65 184V185H64ZM161 184H162V182H161ZM206 184H209V185H206ZM212 184H213V186H212ZM217 184V185H216ZM254 184H256L255 186H254ZM8 185L9 186H11V187H8ZM15 185H17V186H15ZM60 185H62V186H60ZM216 185V186H215ZM13 186H15V188L17 189H14L13 188ZM19 186V187H18ZM66 186V187H65ZM72 186V188H70ZM75 186V187H74ZM126 186H124V187H126ZM204 186V187H203ZM63 187V188H62ZM74 187V188H73ZM252 187V188H251ZM12 188V189H11ZM19 188V189H20ZM52 188V187H51ZM66 188H67V190H66ZM70 188V189H69ZM213 188H215V189H213ZM216 188H217V190H216ZM250 188V189H249ZM255 188V189H254ZM72 189H73V191H72ZM77 189V190H76ZM208 189V190H207ZM213 189V190H212ZM245 189V190H244ZM252 189V190H251ZM75 190V191H74ZM205 190H206V192H208V193H206L205 192ZM210 190H212L213 192H211ZM220 190V191H219ZM223 190V189H222ZM56 191L57 192H60V193H56ZM201 191V192H200ZM215 191V192H214ZM67 192V193H66ZM72 193L73 194V196H72V194H70V193ZM211 192V193H210ZM213 193V195H211ZM58 194L60 195V196H58ZM79 195V196H77V195ZM204 194V195H203ZM206 195H208V196H210L208 199H205V196ZM217 195V196H216ZM207 196V197H208ZM55 197V198H54ZM63 197V198H62ZM162 197V196H161ZM161 197H159V198H161ZM164 197V196H163ZM162 197V198H163ZM204 197V198H203ZM206 197V198H207ZM215 197H217V199H214L213 200V198H215ZM58 198H59V200H58ZM74 198V199H73ZM77 198L79 199L78 201H77ZM63 199V200H62ZM212 199V200H211ZM54 200V201H53ZM71 200V201H70ZM165 200V199H164ZM199 200V199H198ZM211 200L213 203H211V205L208 203L209 201ZM73 201H77V202H74V203H72ZM202 201V202H201ZM203 201H206L207 203H208V205H207V203L205 202H203ZM210 201V202H211ZM56 202H57V204H56ZM63 202V204L61 205L60 203H62ZM67 202V203H66ZM69 202V203H68ZM70 202H71V204H70ZM52 203H54V205L56 204V205H58V207L55 205V208L53 207L54 205L52 204ZM65 203V204H64ZM217 203V204H216ZM50 204H51V206H50ZM75 206H74V205ZM81 204H83V205H81ZM165 204V205H164ZM67 205V206H66ZM78 205V206H77ZM162 208L163 207H165V206H167V204L166 203H163V202H160V204H159ZM209 205H210V207H209ZM219 207H218V206ZM223 207H222V206ZM49 206H50V208H49ZM60 206V207H59ZM65 207V208H63V207ZM82 206H84V207H82ZM118 206V208H116L114 211H109V212H111L110 214H112V215H110L109 213H106V212H104V211H101L100 212V216H99V218H100V221L101 222H106L105 223V225L106 226H108V228H106L105 229V235L106 236H109V238H111V237H113L114 236V233H115V236L114 237H118L117 235H120L121 233H123V229H122V222L120 221V216H117L118 214L120 215V211L122 210V209H124V207H125V210L127 209L128 210V207H126L125 205H124V207L123 206H119V205H116V207ZM171 206V205H170ZM203 206V207H202ZM217 206V207H216ZM221 206V207H220ZM62 207V208H61ZM69 208V209H67V208ZM71 207H73V208H71ZM74 207H76V209L74 208ZM201 207V208H200ZM214 207V208H213ZM59 208V209H58ZM61 208V209H60ZM82 208V209H81ZM167 208V209H166ZM204 208V210H202ZM210 208V210H208V209ZM212 208V209H211ZM217 208H220V209H217ZM52 209H53V211L54 212H52ZM64 209H67V210H69L68 211V215H67V213H65L67 210H64L65 212H64V215H63V210ZM73 209V210H72ZM169 209V205H168V207H165V210L167 211ZM206 209V210H205ZM215 209V211L216 212H213L212 210H214ZM217 209V210H216ZM237 209V210H236ZM70 210H72V211H70ZM120 210V211H119ZM224 210L226 211V210H228L227 212H224ZM230 210V211H229ZM10 211H12V210H9L8 211V214H7V217H9L10 215H12V216H10L11 218H7V217H0V234L1 233H5L6 231H7V229H9L8 227H7V224L6 223H11V222H14V220H16L18 217V215H17V213H13V212H10ZM55 211H59V213H55ZM61 211V212H60ZM74 211H76V212H74ZM118 211V212H117ZM172 211V209L170 208L169 209V211L168 212H171ZM206 213H205V212ZM208 211V212H207ZM220 211V212H219ZM242 211V212H241ZM71 212V213H70ZM72 212H74L73 214H72ZM114 212H115V214H114ZM167 212V213H168ZM202 213V215H201V213ZM210 212V213H209ZM213 212V213H212ZM225 214H223V213ZM234 212V213H233ZM9 213H10V215H9ZM103 213H104V215H105V217H106V219H105V217L103 216ZM205 213V214H204ZM215 213V214H214ZM227 213V214H226ZM236 213H238V214H236ZM14 214H15V216H14ZM56 214H58V215H60V214H62L63 216H64V218H63V216L61 215L60 216V218H59V216L58 215H56ZM210 214V215H209ZM213 214H214V216H219V214H220V216L222 217H220V219H219V217H217V221L215 220V219H213V218H216V217H213ZM218 214V215H217ZM236 214V215H235ZM9 215V216H8ZM65 215H67V217L65 216ZM108 215H109V217H108ZM171 215H173V211H172V213H170V216ZM207 217H205V216ZM222 215H224V216H222ZM237 215H239L238 217L240 218V219H238V217H237ZM14 216V217H13ZM57 216V217H56ZM110 216H111V218H110ZM113 216V217H112ZM117 218H116V217ZM202 216V217H201ZM208 216H212L211 218H209ZM234 216V217H233ZM241 216V217H240ZM17 217V218H16ZM56 217V218H55ZM66 217V218H65ZM102 217H104L103 219H104V221H103V219H102ZM119 217V218H118ZM233 217V218H232ZM2 218V219H1ZM114 218H116V220L114 219ZM199 218H201V219H199ZM205 218V219H204ZM235 218V219H234ZM5 221H4V220ZM59 219H62V220H59ZM108 219H109V222H108ZM181 219V218H180ZM201 220V221H199V220ZM206 219H208V220H206ZM210 219V220H209ZM219 219V220H218ZM231 219H232V221H231ZM2 220H3V222H2ZM57 220H59V221H57ZM71 220V221H70ZM120 221L119 223H118V221ZM229 220L231 221V222H229ZM234 220V221H233ZM57 221V222H56ZM65 221V222H64ZM66 221H70V222H66ZM205 221V224L203 223ZM208 221H210V223L208 222ZM6 222V223H5ZM215 222H217L216 223V225H215ZM233 222H234V224H233ZM238 224H237V223ZM219 223V225H217ZM2 224H4L3 226H2ZM56 224H58V225H56ZM63 224V225H62ZM66 224H67V228H68V225H69V228L67 229L66 228ZM110 224H112V225H110V227H109V225ZM116 224L118 225V224H121V225H119L120 227H118V226H116ZM213 226H212V225ZM221 224V225H220ZM238 226H237V225ZM55 225V226H54ZM65 225V226H64ZM115 225V227H117V228H115V227H113ZM209 225H211L210 227H209ZM222 225H223V227H222ZM233 225V226H232ZM219 226V227H218ZM230 226V227H229ZM231 226L232 227H236V230L235 229H233V228H231ZM61 227H62V230L64 229V231H61L60 229H61ZM66 228V230H65V228ZM212 227V228H211ZM56 228H58V229H56ZM111 228V229H110ZM116 230H115V229ZM119 228V229H118ZM210 228V229H209ZM216 228V229H215ZM224 228V229H223ZM115 230V232H114V230ZM122 229V230H121ZM218 229H219V231H218ZM231 229V230H230ZM53 230H54V232H53ZM59 230V231H58ZM108 230V231H107ZM117 230H121V232L120 231H117ZM236 232H235V231ZM2 231V232H1ZM69 231V232H68ZM218 231V232H217ZM223 231H225V232H223ZM230 231V232H229ZM50 232H51V234H50ZM59 233V235H58V233ZM66 233V235H68L67 237H66V235H65V233ZM118 232V234H116ZM233 232V233H232ZM120 233V234H119ZM225 233V234H224ZM230 233V234H229ZM54 234V235H53ZM64 234V235H63ZM228 234V235H227ZM235 235V236H233L232 237V235ZM60 235H62V237L60 236ZM223 235H224V238H223ZM49 236V237H48ZM53 236H54V239H53ZM59 238H58V237ZM231 238H230V237ZM238 236V237H237ZM240 236V237H239ZM242 236V237H241ZM48 237V238H47ZM58 239H57V238ZM219 237H220V239H219ZM226 237H227V239H226ZM235 237V238H234ZM47 238V239H46ZM56 238V239H55ZM66 238V240H64ZM68 238V239H67ZM119 238V237H118ZM116 238L117 239V242H115L116 241V239L115 240H113V241H111L110 243H109V245H111L110 247H102V250H101V252H102V256L104 257V255L106 256H111V255H113V251H115L116 250V247H117V245H120V244H122V242H121V239L119 238ZM232 238H234V239H232ZM222 239V240H221ZM229 239V240H228ZM236 239V240H235ZM239 239V240H238ZM46 240V241H45ZM53 240H58V241H55V243H54V241ZM64 240V241H63ZM120 240V241H119ZM225 240H227L226 241V244L227 245H229V246H227L226 244H225ZM231 240H233V241H231ZM48 241V242H47ZM61 241H63L62 243H61ZM119 241V242H118ZM230 241L232 242V244L230 243ZM58 242H60V243H58ZM64 242H65V244H64ZM234 242V243H233ZM40 243V244H41ZM54 243V244H53ZM230 243V244H229ZM63 244L65 245V246H63ZM114 244V245H113ZM116 244V245H115ZM54 245V246H53ZM57 246H60L61 247V249H60V247H57ZM115 246V247H114ZM52 247H54V248H52ZM227 247V248H226ZM109 248H110V250H109ZM226 248V249H225ZM51 251H50V250ZM56 249V250H55ZM59 249V250H58ZM53 250H54V253H53ZM62 251V252H61ZM48 252H49V254H48ZM52 252V253H51ZM57 252V253H56ZM61 252V253H60ZM109 252H110V254H109ZM223 253V255L224 256H226L227 254L225 253L224 254ZM109 254V255H108ZM0 255H1V252H0ZM51 255V256H50ZM56 255V256H55ZM58 255V256H57ZM30 256V254L28 255V257ZM48 256V257H47ZM51 257H53L52 259H50ZM1 256H0V260H1ZM55 258V259H54ZM56 258H58V259H56ZM31 258H29V260H30ZM43 259V263L42 264H44L45 263V260ZM52 260V261H51ZM40 262V261H39ZM39 262H36L35 264H38ZM56 262H54V264H56ZM47 263H45V264H47ZM98 263H100V262H98ZM101 264V263H100Z\"/></svg>",
	"mask_w": 264,
	"mask_h": 264
}]
</instances>
